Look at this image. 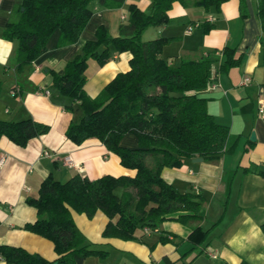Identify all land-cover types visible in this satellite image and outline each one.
<instances>
[{
  "label": "crops",
  "instance_id": "1",
  "mask_svg": "<svg viewBox=\"0 0 264 264\" xmlns=\"http://www.w3.org/2000/svg\"><path fill=\"white\" fill-rule=\"evenodd\" d=\"M18 2L0 0V120L31 119L47 125L48 131L29 139L25 146L0 137V245L19 246L53 261L52 243L23 229L36 219V211L26 199L38 196L42 180L49 174L59 182L75 174L89 180L103 175L132 177L135 171L122 167L119 158L98 139L88 138L80 144L67 139L66 129L78 120L79 113L65 107L68 101L52 86L49 71L60 70L78 54L86 41L94 39L98 27L116 36L119 25L127 20L128 7L148 12L151 0H90L91 17L78 40L58 47L59 33L54 32L46 51L22 68H17L13 59L14 43L1 36L5 24L16 18ZM258 2L245 0L244 18L239 0H226L217 9L208 10L174 2L167 24L142 32L145 39H169L162 53L169 61L197 60L206 55L212 59L206 86L194 93L206 99V110L215 122L228 128L224 150L215 160L191 159L180 167L160 171L163 180L178 192L202 199L199 220L182 224L170 218L154 228L157 231L145 234L139 228L134 239L121 240L102 237L108 222L102 212L88 219L70 210L84 237L106 252L103 258L87 256L83 264H264V233L260 229L264 222V116L257 113L258 102H264V33ZM191 25L197 26L186 33ZM206 26L211 28L205 31ZM225 48L232 49L240 62L220 72ZM130 57L129 52H122L102 66L89 59L85 93L96 97L117 73L129 69ZM244 77L250 81L240 86ZM252 133L254 140L250 139ZM120 146L134 149L137 139L127 134ZM44 151L49 156H43ZM68 155L79 171L63 163ZM0 264L7 263L0 258Z\"/></svg>",
  "mask_w": 264,
  "mask_h": 264
},
{
  "label": "trees",
  "instance_id": "2",
  "mask_svg": "<svg viewBox=\"0 0 264 264\" xmlns=\"http://www.w3.org/2000/svg\"><path fill=\"white\" fill-rule=\"evenodd\" d=\"M224 1L151 0L148 12L130 5L127 20L119 25L116 36L98 27L94 39L86 41L78 54L60 70L49 71L52 86L68 101L65 107L79 113L78 120L66 129L67 139L75 144L98 139L119 158L122 167L135 174L103 175L94 180L75 174L64 182L49 174L42 180L38 196L26 199L36 211V219L23 229L50 241L56 258L48 261L22 247L0 245L4 262L83 264L90 255L103 258L106 252L84 237L70 210L88 219L102 212L108 218L102 237L121 240H132L136 229L156 228L170 218L182 224L201 219L202 199L190 192H178L163 180L160 171L180 167L195 157L215 160L224 150L228 128L215 122L206 110V99L194 93L206 86L212 59L206 55L197 60L169 61L162 54L169 39L142 40L141 36L148 27L168 23L167 13L174 2L208 10L217 9ZM239 1L244 18L245 0ZM89 2L19 0L16 18L5 24L1 34L14 43L16 67L22 68L41 56L54 32L59 33L58 47L74 44L90 20ZM257 15L264 33V0L258 2ZM210 28L206 26L204 30ZM122 52L131 55L129 69L117 73L96 97H89L83 89L87 61L92 59L102 66ZM223 53L220 72L239 64L240 57L234 58L232 49L225 48ZM47 131V125L31 119L0 120V137L18 146H25L29 139ZM127 134L136 137V148L120 146ZM260 229L264 233V222ZM195 231L197 228L190 236Z\"/></svg>",
  "mask_w": 264,
  "mask_h": 264
},
{
  "label": "built area",
  "instance_id": "3",
  "mask_svg": "<svg viewBox=\"0 0 264 264\" xmlns=\"http://www.w3.org/2000/svg\"><path fill=\"white\" fill-rule=\"evenodd\" d=\"M209 20H211V19H209ZM195 26H197V25H194V26H188L187 28H186V33H190L192 30H193V28L195 27ZM37 69V68H36ZM249 81H250V78L249 77H244L240 82H239V85L240 86H246L248 83H249ZM211 88H215V86H211ZM12 94H14V92H12ZM257 113H258V115H260V116H264V102H262V101H259L258 102V105H257ZM42 155L43 156H49V153L47 152V151H44L43 153H42ZM63 163L67 166V167H69V168H72V169H75V170H77V171H79L80 170V168H79V166H78V164L77 163H75L74 162V160L71 158V156H65L64 158H63ZM1 164H2V159H0V167H1ZM157 231L156 229H154V228H148V227H143V231H144V233L145 234H148L150 231Z\"/></svg>",
  "mask_w": 264,
  "mask_h": 264
},
{
  "label": "water",
  "instance_id": "4",
  "mask_svg": "<svg viewBox=\"0 0 264 264\" xmlns=\"http://www.w3.org/2000/svg\"><path fill=\"white\" fill-rule=\"evenodd\" d=\"M250 139L254 140V134L253 133L251 134ZM193 161L194 162H200V161H202V158H195V159H193Z\"/></svg>",
  "mask_w": 264,
  "mask_h": 264
},
{
  "label": "rangeland",
  "instance_id": "5",
  "mask_svg": "<svg viewBox=\"0 0 264 264\" xmlns=\"http://www.w3.org/2000/svg\"><path fill=\"white\" fill-rule=\"evenodd\" d=\"M142 40H150V39H145V37H142ZM103 249V248H102Z\"/></svg>",
  "mask_w": 264,
  "mask_h": 264
}]
</instances>
